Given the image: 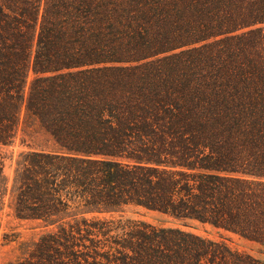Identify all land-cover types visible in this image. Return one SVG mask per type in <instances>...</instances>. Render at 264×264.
<instances>
[{
    "label": "trees",
    "instance_id": "trees-1",
    "mask_svg": "<svg viewBox=\"0 0 264 264\" xmlns=\"http://www.w3.org/2000/svg\"><path fill=\"white\" fill-rule=\"evenodd\" d=\"M23 114L0 210L45 233L12 264H264L123 217L264 249V0H0V148Z\"/></svg>",
    "mask_w": 264,
    "mask_h": 264
},
{
    "label": "rangeland",
    "instance_id": "rangeland-1",
    "mask_svg": "<svg viewBox=\"0 0 264 264\" xmlns=\"http://www.w3.org/2000/svg\"><path fill=\"white\" fill-rule=\"evenodd\" d=\"M34 78L35 75L30 72L27 88H29ZM23 119L24 114L22 115L19 137H17L14 145L0 148V158L3 160L4 172L9 180L10 188L13 184L16 168L20 162V155L30 151L29 147L21 145L22 141L25 140L27 144L33 146V142L36 141V138H39L35 135V126L30 123L24 124ZM24 130L31 137H26ZM12 205V196L8 194L4 206L0 210V264H12L22 259L45 233L44 230L37 228L36 223L16 219ZM123 217L126 220L144 222L158 228H179L208 240L227 243L234 250L245 252L255 258L264 260V249L237 236L218 231L207 224L192 221L186 223L178 222L163 214L136 206L127 207Z\"/></svg>",
    "mask_w": 264,
    "mask_h": 264
}]
</instances>
